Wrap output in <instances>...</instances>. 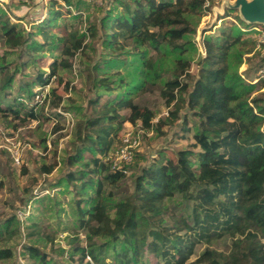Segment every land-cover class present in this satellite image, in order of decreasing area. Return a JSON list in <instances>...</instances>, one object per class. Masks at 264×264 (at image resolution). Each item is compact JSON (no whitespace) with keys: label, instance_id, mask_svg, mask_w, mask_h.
<instances>
[{"label":"trees","instance_id":"trees-1","mask_svg":"<svg viewBox=\"0 0 264 264\" xmlns=\"http://www.w3.org/2000/svg\"><path fill=\"white\" fill-rule=\"evenodd\" d=\"M61 1L67 9L81 10L82 0ZM202 1H108L100 28L109 27L111 32L102 43L122 39L133 49L138 48L134 52L137 68L128 82L120 74H105L95 80L101 89L97 98L115 94L117 99L106 101L92 117L79 119L78 144L72 154L62 156L64 164L78 165L67 174L65 184L69 186L77 177L82 179L81 187L93 186L95 195L77 200L78 227L86 230L88 244L83 247L71 242L72 254L89 256L94 264L105 257L113 264H147L144 257L148 252L161 264H186L196 245L203 242L207 247L192 264H264V76L250 82L239 72L243 55L260 56L261 52L254 51L250 41L241 38L244 31L233 24L221 28L218 35L204 36L205 54L196 58L193 37L203 15ZM55 4L49 7L48 22L61 14ZM116 8L120 10L114 13ZM5 16L0 8V35L5 44L11 49L24 47L27 53L37 52L42 43L29 38L22 27ZM45 26L37 27L47 40L52 34ZM88 30L94 34L96 26L92 24ZM84 39L85 34L76 29L65 36L62 51L66 58L51 63L47 78L59 67L71 66L69 57L86 46ZM149 48L153 54H149ZM115 57L111 60L114 63L119 60ZM194 61L196 74L190 70ZM259 61L264 62L263 54ZM262 69L264 74V66ZM10 77L4 72L2 84ZM37 81L47 82L41 75ZM148 84L159 86V95L171 110L164 121L159 119L153 124L154 112L135 105L133 120H139L144 129L154 127L161 133V124L172 123L181 112H185L184 118L189 111L197 119L195 142L192 148L176 150L171 157L141 166L134 177L133 193L114 199L111 191L103 190L104 182L114 186L125 174L111 171L105 161L110 152L107 138L114 128L110 120L117 110L129 108V92ZM26 97V104L16 99L17 106L23 107L29 117L37 118L30 96ZM54 99L52 105L59 107L61 98ZM20 108L0 104V113L9 111L17 117ZM56 165L43 166L42 171L49 173ZM98 174L104 182L93 178ZM176 196L189 200L191 209L186 215L170 214L172 225H168L164 213ZM82 201L90 203L82 207ZM18 221L15 213L4 228L11 233L10 228L14 224L17 229ZM224 235L231 238L229 250L209 247ZM28 254L45 257L35 246L28 247ZM12 257L11 248L0 247V261Z\"/></svg>","mask_w":264,"mask_h":264},{"label":"rangeland","instance_id":"rangeland-1","mask_svg":"<svg viewBox=\"0 0 264 264\" xmlns=\"http://www.w3.org/2000/svg\"><path fill=\"white\" fill-rule=\"evenodd\" d=\"M60 1H48L47 15L39 24L30 23L29 13L18 17L16 21L5 16L9 21L22 27L29 38L32 37L42 43L37 52L27 53L24 47L11 49L0 35V67L3 65V70H0V104L4 107L12 104L13 108H20L17 106L19 101L16 99L20 98L21 102L26 104L28 95L35 106L34 111L37 115V118L29 117L23 107L20 108V114L17 117L9 111L0 113V247H9L13 252L12 258L1 260L0 264H45L44 262L47 264H94L91 258L81 257L79 253L72 254V243L83 247H87L88 244L86 230L78 227L77 200L80 198L86 200V197L95 196L94 187H81L82 179L76 176L75 181L67 186L65 184L67 174L75 170L78 165L64 164L62 156L72 154L74 146L78 144L76 130L79 119L86 116L92 117L106 101L117 99L115 94H103L97 98L101 89L97 87L95 80L105 74H120L124 77V81L128 82L129 75H132L133 70L137 68V57L134 56V52L138 48L133 49L127 41L122 39L107 45L102 43L111 32L109 27L100 28V22L104 18L110 0H82L79 2L81 8L79 12L63 7ZM239 1L217 0L212 3L210 7L212 15L206 19H203L202 15L198 21L193 37L194 44L196 45L195 38L198 35L200 37L218 35L221 28L228 29L229 26L235 25L234 21L227 19L222 21L220 26H213L214 23L216 24L214 16H221L224 12L237 20L239 16L240 23L245 28L247 25L249 27L264 26V22L249 20L251 18L249 14L243 17L238 9ZM250 1L246 0V2ZM52 2H56L54 8L60 10L61 14L53 22H48L49 6ZM10 3L16 10L18 4L27 5L28 9L34 6V4L28 5L23 0H12ZM101 3L103 4L100 5ZM5 7L7 9L8 4ZM0 8L4 10L1 6ZM119 10L120 8H116L114 13ZM17 12L21 11L17 10ZM41 24L48 25L44 29L52 34L51 38L44 40L41 37L37 27ZM92 24L96 26L94 34L88 30ZM73 29L85 34L86 46L69 57L71 66L68 69L61 66L55 75L47 78L51 63L54 60L60 62L66 58L62 51L63 42L65 36ZM240 36L250 41L254 51L264 55V44L258 45L257 31H244ZM196 48L197 58L201 54L197 46ZM148 52L154 53L150 48ZM115 56L120 61L116 63L111 61L116 58ZM260 56L252 55V53L243 55L244 60L239 67V72L248 77L247 80L250 82H256L264 75L262 69L264 62L259 61ZM190 70L192 74H196V61L191 63ZM4 72H8L11 77L7 83L2 84ZM39 75L47 80L50 94H47L43 102L35 104L34 94L43 86V82L37 81ZM138 83L140 84L141 81ZM263 89L264 87L261 88ZM46 90L42 89V93L45 94ZM58 97L61 98V103L59 107H54L53 99L55 98L56 101ZM129 99V108L117 110L116 116L110 120L114 123V128L107 142L110 143L109 153L112 154L124 144L122 140L128 136L132 144L130 148L132 161L127 164L122 162L127 167V171L114 186L109 187L102 175H92L94 179L104 182L103 190L111 191L114 199L124 198L133 193L134 177L141 166L148 165L149 162L152 163L158 158L171 157L176 150L189 148L195 142L193 132L197 119L189 111L184 118L182 114L185 112H181L180 117L172 123L161 124V131H159L161 133H158L154 127L144 129L139 120H133L135 105L148 107L154 112L153 124H156L159 119L164 121L168 116L171 107L165 106L159 95L158 85L148 84L132 93L129 92ZM58 108L70 115L58 113ZM13 145H16L20 152L19 164L14 163L10 157L9 148ZM194 149L198 150L199 147ZM84 155L87 159L89 153L86 152ZM54 162H57V165L49 173L42 171L43 166H49ZM89 203L82 201L81 206H88ZM168 204L169 210L164 213L168 225H172L168 217L170 214L186 215L191 209V202L180 200L179 196L170 200ZM21 208H26L27 216L23 221H18L17 229L14 224L12 225L11 234L6 231L4 225L7 219L15 216L16 211ZM29 246L37 247L41 253L45 254V257L29 255ZM230 246L231 238L226 235L213 240L209 245L223 252L229 250ZM206 247L207 244L198 243L194 254L186 264H192ZM144 259L147 260V264H161V260L148 252ZM99 264L113 263L105 257Z\"/></svg>","mask_w":264,"mask_h":264},{"label":"built area","instance_id":"built-area-1","mask_svg":"<svg viewBox=\"0 0 264 264\" xmlns=\"http://www.w3.org/2000/svg\"><path fill=\"white\" fill-rule=\"evenodd\" d=\"M10 1H12V0H0V6L5 10L6 15L10 20L16 21L18 19V17L14 16L11 13V11L8 8L6 9V7H5V5L9 4ZM23 1L25 3H27L28 5L34 4V6H32L29 9V11L33 12L38 7L45 11V12H43V14L41 16H35V21L40 22L44 19V14H46V10H47L49 0H37V1L36 0H23ZM88 1H90V0H88ZM216 1L217 0H203L202 1L203 19L210 17L211 4L216 2ZM60 3L62 5H64L62 1H60ZM33 14H34V12H33ZM234 22L236 25H238V23L236 21H234ZM24 26L27 29L25 23H24ZM239 27L243 31H250V30L257 31L258 45L264 44V26H251L249 28H242L241 26H239ZM195 43H196V46L198 47V50H199L201 56H204L205 48H204V43H203V37H200L199 35L196 36ZM262 76H264V75H262ZM45 84H43V86H41L40 88H38L36 90V93L34 94V99H33L35 104L38 102H43L46 99V96L49 93L48 88H47L49 86V84H47V83H45ZM42 89L43 90L47 89L46 90L47 92L45 94H43ZM57 111H58V113H60L62 115H70L68 112L61 110L60 108H58ZM122 141L124 144L120 148H118L115 152H113L112 154L109 153V155L105 157V161L109 165V168L111 169V171H120L122 173H126L127 167L124 164H122V162L127 164V163H130L132 161L133 156H132V152L130 150V148L132 147V144L129 142L128 136H125V138ZM9 152H10V157L13 160V162L16 164H19L20 163V152H19L17 146L13 145L11 148H9ZM16 216L18 217L19 221H23V219H25L27 216L26 208L18 209L16 211ZM87 258L90 259L89 256H87Z\"/></svg>","mask_w":264,"mask_h":264},{"label":"crops","instance_id":"crops-1","mask_svg":"<svg viewBox=\"0 0 264 264\" xmlns=\"http://www.w3.org/2000/svg\"><path fill=\"white\" fill-rule=\"evenodd\" d=\"M37 1V0H36ZM16 4H18V3H16ZM17 10H19V11H21V12H17V10L16 9H13L12 8V5H11V3H9L8 4V9L11 11V13L14 15V16H16V17H21V16H23V15H26L27 13H29V17H28V19H31V24H39L40 22H37V21H35V16H41L42 14H43V12H45L43 9H41V8H36V10L35 11H33L34 12V14H33V12L32 11H29V9H28V6L27 5H23V4H18L17 6ZM240 7V6H239ZM238 7V9L240 10V8ZM240 12V11H239ZM226 12H224L223 14H221V16H217V15H215L214 16V18H215V20H216V24L214 23L213 24V26H215V25H217V26H220L221 25V22L222 21H225V20H227V19H229V20H232V21H236L237 23H238V25L239 26H241V27H243L242 25H241V21L239 20V16H238V20L237 19H235V18H231V16H230V14H225ZM241 13V12H240ZM46 15H47V13L46 14H44V18L46 17ZM212 14L210 13V16H211ZM236 15V14H235ZM213 18V19H214ZM243 28H245V27H243ZM246 28H249V25H247V27ZM204 34H205V31H204ZM203 36V35H202Z\"/></svg>","mask_w":264,"mask_h":264},{"label":"water","instance_id":"water-1","mask_svg":"<svg viewBox=\"0 0 264 264\" xmlns=\"http://www.w3.org/2000/svg\"><path fill=\"white\" fill-rule=\"evenodd\" d=\"M239 2L240 12L243 17L249 14L251 16L249 20L252 19V21L260 23L264 22V0H251L250 2L240 0Z\"/></svg>","mask_w":264,"mask_h":264}]
</instances>
